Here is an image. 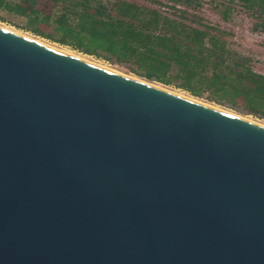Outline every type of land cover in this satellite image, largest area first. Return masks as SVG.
<instances>
[{
  "label": "water",
  "instance_id": "95a60500",
  "mask_svg": "<svg viewBox=\"0 0 264 264\" xmlns=\"http://www.w3.org/2000/svg\"><path fill=\"white\" fill-rule=\"evenodd\" d=\"M0 264H264V127L0 28Z\"/></svg>",
  "mask_w": 264,
  "mask_h": 264
},
{
  "label": "trees",
  "instance_id": "16d2710c",
  "mask_svg": "<svg viewBox=\"0 0 264 264\" xmlns=\"http://www.w3.org/2000/svg\"><path fill=\"white\" fill-rule=\"evenodd\" d=\"M227 1L254 12L260 20L254 30L264 31V0ZM194 2L152 0L158 6L153 8L127 0H0V22L264 121V72L231 49L224 31L201 22L194 26L177 8Z\"/></svg>",
  "mask_w": 264,
  "mask_h": 264
},
{
  "label": "rangeland",
  "instance_id": "374dc122",
  "mask_svg": "<svg viewBox=\"0 0 264 264\" xmlns=\"http://www.w3.org/2000/svg\"><path fill=\"white\" fill-rule=\"evenodd\" d=\"M127 1L135 2L141 5L152 6L153 8L158 7L152 3V0H127ZM166 3L167 2H165V4ZM177 8L184 10L188 13L187 17L193 20L191 22H193L192 24L194 26L199 27L198 23L201 22L203 24L211 25L224 31L227 34L225 36V39L228 41V44L231 47V49L241 52L244 55L248 56L249 58H252L254 68L258 72H264V67H263L264 31L254 30L256 23L260 21L257 19V15L254 14V12H250L249 10L244 8V6L240 2L229 3L227 0H195L194 4L190 7L178 6ZM161 9L170 14L179 13L171 8L162 7ZM12 20L16 23L18 22L20 23L19 19L17 18H12ZM0 24L6 25L7 27L10 28L12 27V29L14 28L15 31L21 33L23 32L33 37H37L29 32H25L23 30L17 29L8 23L0 22ZM47 42L51 43L49 41ZM51 45L54 46V43H51ZM54 47H56L57 49L58 48L61 49L62 47V49L75 52L78 55L79 54L83 55L74 50H71V48L61 46L58 44H55ZM83 57H85L91 62H100L112 69L114 68L115 70L120 71L122 73L130 74V72H128L126 69H124L121 66L112 65L106 61L97 59L93 56L83 55ZM168 88L180 91L175 88H171V87ZM187 94L190 95L189 93Z\"/></svg>",
  "mask_w": 264,
  "mask_h": 264
},
{
  "label": "bare ground",
  "instance_id": "6f19581e",
  "mask_svg": "<svg viewBox=\"0 0 264 264\" xmlns=\"http://www.w3.org/2000/svg\"><path fill=\"white\" fill-rule=\"evenodd\" d=\"M0 28L4 29V30H6V31H9V32L15 33V34H17V35H20V36H22V37H24V38H27V39L32 40V41H34V42H37V43H39V44H42V45H44V46H47V47H49V48H52V49H54V50H57V51H60V52L65 53V54H68V55H70V56L76 57V58H78V59H81V60L86 61V62H88V63H90V64L96 65V66H98V67L105 68V69L110 70V71H112V72L118 73V74H120V75H122V76H125V77H128V78H131V79L137 80V81H139V82H143V83H145V84H147V85L154 86V87H156V88H159V89L165 90V91H167V92H169V93L175 94V95L180 96V97H182V98H185V99H188V100H192V101L197 102V103H199V104H203V105H205V106H208V107H211V108H214V109L220 110V111L225 112V113H227V114H230V115L236 116V117H238V118H241V119L246 120V121H248V122H251V123H253V124H256V125H259V126H261V127H264V121H260V120L254 119V118H252V117H250V116H245V115L238 114L237 112L231 111V110L226 109V108H224V107L217 106V105L212 104V103H209V102H207V101H204V100H201V99H198V98L192 97V96L188 95V94L185 93V92L170 89V88H168L167 86H164V85L162 86V84H158V83H156V82H150V81H147L146 79H142V78H140V77H138V76H136V75H133V74L130 75V74L122 73V72L117 71V70H115L114 68L112 69V68H110V67H108V66H106V65H104V64H102V63H100V62H91V61H89L88 59H86L85 57H83V55H80V54L78 55V54L75 53V52H72V51H68V50L62 49V47H61V49H59V48L57 49L56 47H54L55 44H54V46H53V45H51V43H48L47 41H44L43 39H40V38H37V37H33V36H31V35H29V34H26V33H23V32L21 33V32L15 31L14 28L12 29V27L10 28V27H7L6 25H2V24H0ZM85 56H87V55H85Z\"/></svg>",
  "mask_w": 264,
  "mask_h": 264
}]
</instances>
